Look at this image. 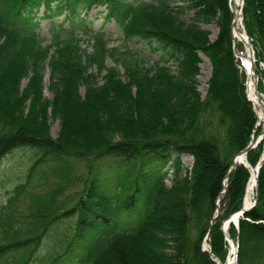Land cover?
Returning a JSON list of instances; mask_svg holds the SVG:
<instances>
[{"label": "trees", "instance_id": "obj_1", "mask_svg": "<svg viewBox=\"0 0 264 264\" xmlns=\"http://www.w3.org/2000/svg\"><path fill=\"white\" fill-rule=\"evenodd\" d=\"M228 1L191 2L192 16L177 21L170 0H0V162L18 149L36 157L0 205V264H214L202 251L207 234L213 258L225 262L221 226L242 208L247 168L235 165L212 221L216 202L233 158L261 131L233 54ZM100 6L124 40L161 52L152 74L112 54L111 38L81 17ZM39 10L50 21L66 12L67 28H52L48 44ZM241 18L263 93L264 0H243ZM209 24L214 41L201 29ZM200 55L211 65L202 98ZM43 64L51 101L42 97ZM49 119L58 122L54 138ZM262 154L264 139L246 162L254 168ZM107 158L117 160L112 180L99 164ZM78 162L85 175L75 176ZM75 184L82 187L69 192ZM255 198L227 230L236 264H264V160Z\"/></svg>", "mask_w": 264, "mask_h": 264}, {"label": "rangeland", "instance_id": "obj_2", "mask_svg": "<svg viewBox=\"0 0 264 264\" xmlns=\"http://www.w3.org/2000/svg\"><path fill=\"white\" fill-rule=\"evenodd\" d=\"M127 2L135 1V0H124ZM146 3L152 1V0H141ZM169 6L172 8L170 11V14L173 18L183 21H188L189 18L192 16L193 11L186 8L190 5L191 2L196 3L198 0H170ZM229 7H230V0L228 1ZM106 9L104 6H100L97 8H92L88 12H81V17L84 16L85 21L87 24L91 26V28L94 31L97 30H103L111 39L109 43V48L112 50V54L116 55H124L127 59L129 58L133 63L139 64L141 67L143 74H152L154 69V63L157 62L158 58L161 56L160 51H151L143 42L139 41L136 38H133L131 40H124L122 37L120 31L117 29V27L112 23H103V16L105 15ZM66 14V12L60 16L54 19L53 21H50L46 18H41L42 16V10H39L37 17H38V31L46 38L47 41H45L44 44H48L49 40V32L52 28L54 29H66L68 24L66 21L63 20V16ZM241 27L244 31L242 22ZM201 29L206 31L208 33V38L210 41H214L217 34H218V28L214 24L209 25H201ZM245 32V31H244ZM91 42L88 41L87 38H83L82 42L80 43V48L82 50H85L86 52L90 51L91 48ZM242 45V44H241ZM155 47V46H154ZM241 49L244 51V46H241ZM200 63L198 65L199 67V76H197V91L200 94L201 98L204 97L206 89H207V82L210 77V71H211V65L209 60L200 55ZM255 60V59H254ZM240 61V60H239ZM241 62V61H240ZM46 63V62H45ZM107 66H112V62L110 59L106 60ZM241 66H238L239 71L242 72L245 75V84H246V72L244 71L242 64L239 63ZM261 70L263 71V79H264V64L260 65ZM169 68L173 72L176 71V64L175 62L169 63ZM90 72V71H89ZM88 72V73H89ZM93 73V71H91ZM121 74L123 73L122 70H120ZM42 97L46 101L52 100V92L50 90L51 88V77H50V68L47 64L42 65ZM30 76V74H28ZM100 77H95V82H100ZM259 81V77L257 76V84ZM263 81V80H262ZM28 79L24 78L21 83L19 84V90L22 92L25 86L27 85ZM263 90H264V82H263ZM81 95H83V89L79 92ZM264 96V91L263 93ZM50 110V108H49ZM254 111V110H253ZM255 114V112H254ZM49 125H50V135L54 138L58 131V122L52 121L49 119ZM36 158V157H35ZM34 153L29 149H18L13 151L11 154L7 155L1 162H0V205L4 202L6 198V194L8 191H10L15 185L22 183L24 181L25 175L30 167L31 160H35ZM182 165L184 168H190L192 165V159L191 157L184 155L180 158ZM114 158H107L99 162L100 165H103V173L108 175V179L112 180L111 173L114 172L116 169ZM75 176H82L86 174V164L84 162H78L75 164ZM82 186L79 184H75L72 186V188L69 190V192L73 190L80 189ZM47 189L45 187L43 190ZM255 197V193L252 194L250 199V204L253 202V199ZM222 199V197L220 198ZM212 224V221H211ZM210 257V256H209ZM212 259L213 258L212 256ZM227 260V258H226Z\"/></svg>", "mask_w": 264, "mask_h": 264}, {"label": "bare ground", "instance_id": "obj_3", "mask_svg": "<svg viewBox=\"0 0 264 264\" xmlns=\"http://www.w3.org/2000/svg\"><path fill=\"white\" fill-rule=\"evenodd\" d=\"M242 0H230V8L233 14V27H232V37L235 42L242 44L244 46L243 53L238 56V59L241 61L242 67L246 72V95L247 98L251 101L253 105V109L256 115V126H264V97L260 95L257 91V81L253 75V69H251V56H250V49H249V42H246V35L241 27V15L239 13V9L241 7ZM242 157H238L235 162L237 165ZM249 180L247 182L244 194V206L250 205V199L252 194L254 193L255 186H256V169L249 166ZM221 198V196H220ZM204 247H207V242H204ZM235 249L233 245L230 243L227 253V260L224 263L220 261L218 264H231L234 259Z\"/></svg>", "mask_w": 264, "mask_h": 264}, {"label": "water", "instance_id": "obj_4", "mask_svg": "<svg viewBox=\"0 0 264 264\" xmlns=\"http://www.w3.org/2000/svg\"><path fill=\"white\" fill-rule=\"evenodd\" d=\"M242 5H243V0L241 1V7H240V9H239V13H240V15H241ZM240 19H241V17H240ZM232 27H233V21H232V24H231V28H232ZM246 39H247V37H246ZM249 49H250V56H251V68L254 69V68H253V62H254V59H253V52H252V49H251V46H250V45H249ZM233 53H234V55L236 56L237 51H236V49H235V42H233ZM254 77H255V80H256V79H257V76L254 75ZM248 100H249V99H248ZM262 136H264V126L262 127L261 132H260V135L257 137V139H256L255 141H254V140H251V141L249 142L248 146H247L244 150H242L241 152H239V153L233 158V160H232V164H231V166H230V168H229V170H228V172H227V174H226V176H225V178H224V181H223V190H222V192L220 193L219 198H218V200H217V203H216L217 208H216V211H215V214H214V216H213L212 221L215 220V219L217 218V216H218V213H219V211H218L219 199H220V196L222 197V196L225 194V192H226L227 180H228V177L230 176L231 172H232L233 169L235 168V162H236V160L238 159V157L243 156V157H242V160H240V162H239L238 164H239V165H243L245 168H247V169L249 170L250 167H249V165H248V164L246 163V161H245V155H246V153H247L248 151L255 149V147L257 146V144H258L259 141L261 140ZM263 159H264V155H262V156L260 157L258 163H257L256 166H255V169H256V184H257V175H258V171H259V169H260V167H261V161H262ZM255 189H256V186H255ZM255 201H256V200H255ZM255 201H254V204H255ZM251 207H252V206H250V205L247 206V207L244 206V202H243V206H242V209L240 210V212L237 213V214H235V215H233L232 217L226 219V220L223 222L221 230L223 231V233H224V235H225V239H226L227 242H232L231 239H230V238L228 237V235H227V229H228L229 224L232 223V224L237 228V221H238L239 216L243 215L246 211L250 210ZM210 225H211V222H210ZM205 241H207V247H208V248L204 247V244H203V246H202V251L207 252L208 255L210 256L211 260H212L215 264H218V262H217L215 259H212V254H211L210 244H209V234L206 235V237H205ZM232 245H233V247L235 248L234 262H233V263L236 264L237 244L232 242Z\"/></svg>", "mask_w": 264, "mask_h": 264}]
</instances>
